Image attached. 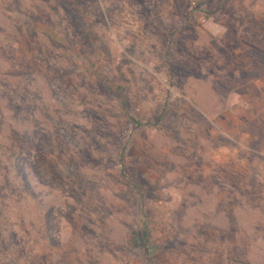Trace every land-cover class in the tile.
Listing matches in <instances>:
<instances>
[{"label":"rangeland","instance_id":"rangeland-1","mask_svg":"<svg viewBox=\"0 0 264 264\" xmlns=\"http://www.w3.org/2000/svg\"><path fill=\"white\" fill-rule=\"evenodd\" d=\"M0 264H264V0H0Z\"/></svg>","mask_w":264,"mask_h":264},{"label":"trees","instance_id":"trees-1","mask_svg":"<svg viewBox=\"0 0 264 264\" xmlns=\"http://www.w3.org/2000/svg\"><path fill=\"white\" fill-rule=\"evenodd\" d=\"M148 234V233H147Z\"/></svg>","mask_w":264,"mask_h":264}]
</instances>
